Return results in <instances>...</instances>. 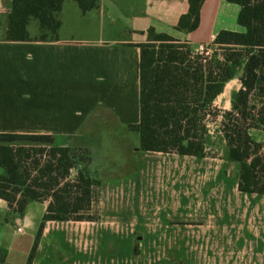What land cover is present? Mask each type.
<instances>
[{
	"label": "crops",
	"instance_id": "obj_1",
	"mask_svg": "<svg viewBox=\"0 0 264 264\" xmlns=\"http://www.w3.org/2000/svg\"><path fill=\"white\" fill-rule=\"evenodd\" d=\"M66 1L55 34L36 40L32 18V39L13 41L12 0H0V132L53 134L71 145L105 115L130 128L140 121L139 45L150 28L194 46L213 44L221 30H244L241 6L227 0H205L193 31L177 28L189 0H95L86 11L74 0L68 25ZM138 138L127 172L94 175L93 158L98 218L46 221L31 264H264V194L239 190V164L141 151ZM47 205L33 200L19 214L0 198V263L27 264Z\"/></svg>",
	"mask_w": 264,
	"mask_h": 264
},
{
	"label": "trees",
	"instance_id": "obj_2",
	"mask_svg": "<svg viewBox=\"0 0 264 264\" xmlns=\"http://www.w3.org/2000/svg\"><path fill=\"white\" fill-rule=\"evenodd\" d=\"M63 1L12 0L6 38L31 40L27 27L32 18L41 29L36 40L55 34L61 25L55 13ZM76 1L84 11L95 6V0ZM204 1L189 0L177 28L197 29ZM227 1L241 6L238 23L244 30L216 35L221 55L193 53L188 43L149 29V41L139 45L140 121L130 128L139 134L141 151L207 155L208 121L217 116L214 101L242 69L241 87L232 94L231 109L222 114L220 131L226 159L239 164V190L264 194L263 144L251 134L264 131V0ZM87 149L61 145L53 134L0 132V198L19 214L33 200L48 201L27 264L35 257L46 221L98 218L92 204L99 181L88 169Z\"/></svg>",
	"mask_w": 264,
	"mask_h": 264
},
{
	"label": "rangeland",
	"instance_id": "obj_3",
	"mask_svg": "<svg viewBox=\"0 0 264 264\" xmlns=\"http://www.w3.org/2000/svg\"><path fill=\"white\" fill-rule=\"evenodd\" d=\"M70 3L76 4L74 0L66 1L65 11L62 15L65 19L66 25L73 21ZM76 22H78V20H76ZM37 25V20L33 18L29 30L32 34L35 33L36 39L41 35L36 33ZM188 45L191 46L193 53L197 52L196 48L198 46L191 44ZM207 47L210 50V55L215 52L220 53V55L222 53L214 43ZM241 74L242 69L239 70L235 81H233V85L224 89L223 93L214 101L212 110L217 111V116L216 119L208 121V126L211 130L210 139L208 140L207 145V153L209 155L220 157L226 156V141L220 131V122L223 118V112L231 109V97L232 94L237 91V88L241 86L238 79ZM251 134L256 140L263 144L264 151V131L254 129L251 130ZM138 136L137 131L128 127H120L110 115H105L102 123L93 119L84 129H80L77 132V135L71 137V143L78 147L88 148L87 150L91 153V162L94 158V162L92 163L94 175L97 174L107 177L115 173H124L133 169L135 166L136 142L139 140ZM114 163L117 165L114 166ZM0 172H2V169H0ZM75 172L76 171L74 170L73 173Z\"/></svg>",
	"mask_w": 264,
	"mask_h": 264
},
{
	"label": "built area",
	"instance_id": "obj_4",
	"mask_svg": "<svg viewBox=\"0 0 264 264\" xmlns=\"http://www.w3.org/2000/svg\"><path fill=\"white\" fill-rule=\"evenodd\" d=\"M197 52H199L201 54H204V55H210L209 48L206 45H204V44H199L198 45ZM18 230L21 231L22 230V227L19 226L18 227Z\"/></svg>",
	"mask_w": 264,
	"mask_h": 264
}]
</instances>
